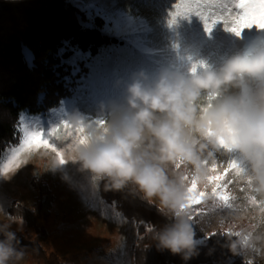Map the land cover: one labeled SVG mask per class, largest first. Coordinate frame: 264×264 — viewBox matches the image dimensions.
I'll use <instances>...</instances> for the list:
<instances>
[{
    "label": "clouds",
    "instance_id": "clouds-1",
    "mask_svg": "<svg viewBox=\"0 0 264 264\" xmlns=\"http://www.w3.org/2000/svg\"><path fill=\"white\" fill-rule=\"evenodd\" d=\"M105 107L110 112L104 124L78 111L67 116L83 141L72 139L66 163L105 181L106 191L123 192L134 185L143 200L170 218L153 232L157 250L185 262L200 254L208 236L197 237L193 205L199 201L209 212L223 206L214 192L218 153L243 165L237 177L264 202V48L222 55L215 62L202 58L187 70L138 71L126 83L123 99ZM29 159H47L53 171L63 165L40 149H33ZM22 226L23 220L6 212L0 218V264L25 261L27 252L17 236ZM218 226L223 230V219ZM226 246L234 255L253 247L259 251L264 233L229 236Z\"/></svg>",
    "mask_w": 264,
    "mask_h": 264
},
{
    "label": "trees",
    "instance_id": "trees-1",
    "mask_svg": "<svg viewBox=\"0 0 264 264\" xmlns=\"http://www.w3.org/2000/svg\"><path fill=\"white\" fill-rule=\"evenodd\" d=\"M113 1L111 8L94 6L88 13L80 11L70 0H0V157L10 144H21L23 116L36 117L56 108L61 99L72 95L70 89L75 82L88 76L90 63L97 59L105 62L102 59L105 55L124 49L133 62H146L144 68L155 75L163 65L176 59L179 43L199 29L201 18L195 15L183 19L182 28L178 21L169 26L170 13L175 11L179 0ZM125 28L129 29L126 33ZM187 45L189 54L194 56L205 43ZM25 48L33 55V67L25 59ZM77 54L83 56L82 65L87 63V67L81 69L75 60L66 61ZM145 69L140 64L133 66L135 71ZM126 77H131V73ZM70 79L72 84L67 83ZM40 95L45 98L44 106L38 102ZM104 184L105 181L99 183L101 199L137 225L135 264H252L242 259L246 249L234 255L226 246L229 236L234 240L240 237L223 230L213 232L205 244H200V254L188 262L170 251L157 250L153 232L169 223L170 218L143 200L134 185L116 192L106 191ZM40 190L47 191V198H40L34 209L19 205L9 209L11 215L22 218L35 230V235L17 233V236L36 264H68L67 258L45 247L47 231L39 224L50 216L53 198L46 186ZM193 208L196 225L199 205Z\"/></svg>",
    "mask_w": 264,
    "mask_h": 264
},
{
    "label": "rangeland",
    "instance_id": "rangeland-1",
    "mask_svg": "<svg viewBox=\"0 0 264 264\" xmlns=\"http://www.w3.org/2000/svg\"><path fill=\"white\" fill-rule=\"evenodd\" d=\"M70 1L80 11H88V13L91 7L104 6L108 9L115 4L113 0ZM131 11L135 9L131 8ZM78 18L84 24L82 18L80 16ZM183 19L185 18L178 20L179 28L185 26ZM127 30L129 29L125 28L124 32L126 33ZM194 42L205 43V46L192 56L189 54L190 47L187 44ZM262 48H264V30L254 26L238 37L235 33L226 30L222 23H218L209 35L201 20L199 29L195 30L187 40L179 43L177 51L175 50L176 59L163 66H180L187 70L193 64H198L202 58L215 62L222 55H231L245 49L255 51ZM23 52L28 65L33 67L34 58L28 61L25 49ZM132 58L121 49L115 54L105 55L102 58L105 62L97 59L90 63V73L75 82L70 89L71 96L67 95L66 98L61 99L56 108L44 111L36 117L24 115L23 126H27L29 131H42L45 135L56 128L49 139V144L68 160L73 136H81V133H77L71 124L65 127L62 122L69 114L76 111L90 120H96L97 123L101 120L105 121L104 117L109 114L110 109L108 107L102 109L101 105L107 106L112 101L123 99L125 85L131 78L126 77L127 73L130 72L132 76L138 72L133 70L135 64H140L143 69L146 68H144L146 62H133ZM73 59L81 64V69L87 67V63L82 65L80 62L83 60L82 55L77 54ZM143 71L152 75L148 69ZM67 83L72 84L73 80L70 79ZM44 101V96L40 95L38 102L44 106ZM69 132L72 136L67 140L57 139ZM19 147L20 145L10 144L4 156L0 157V218H3L5 212L10 214L9 209L13 205L34 209L40 198L42 200L47 198V191L40 190L41 186H46L53 198L52 207L50 216L42 220L39 225L47 231L48 238L44 244L49 252L67 258L68 264H135L133 246L138 238L137 225L134 220L126 219L117 213L112 205L101 199L99 196L101 180L92 179L89 173L79 170L78 164L71 162L63 164L60 170H50L49 160L29 159L31 152H22L13 161V150ZM39 149L52 153L59 161L57 151H53L51 147ZM229 159L226 155L217 154L214 176L221 178L215 179L214 184L228 185L226 191L235 198L231 201L233 207L209 212L197 204L199 205L197 237H204L205 234L208 236L201 241V244H205L213 232L222 230L218 226L221 219L224 220L223 231L240 233V238L248 233L253 235L264 233V202L256 198L257 203L253 204L249 199L252 194L244 181L235 176L231 169L225 173ZM17 162H19L18 166H16ZM17 227L13 225V230H17ZM17 233L35 235V230L28 227L23 220L22 229ZM242 259L252 264H264V247H260L259 251L255 247L247 248ZM23 264H36V262L27 255Z\"/></svg>",
    "mask_w": 264,
    "mask_h": 264
},
{
    "label": "snow or ice",
    "instance_id": "snow-or-ice-1",
    "mask_svg": "<svg viewBox=\"0 0 264 264\" xmlns=\"http://www.w3.org/2000/svg\"><path fill=\"white\" fill-rule=\"evenodd\" d=\"M233 9L237 11L233 12ZM193 15L201 18L204 22L205 29L209 33L212 32L218 23H222L226 30L235 33L237 36H241L245 30L251 29L254 26L260 30H264V0H179V3L175 4V11L170 13L171 19L169 20V26L175 25L179 18H189ZM195 70L196 65L193 66V71ZM104 123L106 122L103 120L99 121V124ZM62 124L68 127L70 123L65 120ZM22 130L24 137L20 147L13 150V161L17 159L20 153H30L33 149H39L41 147H51L53 151H57L53 145L49 144V139L52 137L53 132L57 130L56 128L49 131L47 135L42 131H29L27 126H22ZM76 131L80 133V130L77 129ZM69 134L72 136L71 132ZM78 137L80 136H73V139ZM80 139L82 142L83 138L80 137ZM57 156L61 164L66 163L63 155L58 151ZM18 164L19 162H17L16 166ZM216 168L217 164L215 165V170ZM229 169L233 171L235 176H239L244 171L243 165L235 158L229 159L225 173ZM220 178L215 177V179ZM227 187V184H217L214 192L217 199L222 201V208L231 209L233 207L231 201L235 198L226 191ZM217 189L220 190L218 191ZM249 199L253 204L257 203L254 197H250ZM196 204H199V201ZM236 235L239 236L240 233H236Z\"/></svg>",
    "mask_w": 264,
    "mask_h": 264
},
{
    "label": "bare ground",
    "instance_id": "bare-ground-1",
    "mask_svg": "<svg viewBox=\"0 0 264 264\" xmlns=\"http://www.w3.org/2000/svg\"><path fill=\"white\" fill-rule=\"evenodd\" d=\"M25 55L27 56L28 61H31L33 59L32 53L26 48H25Z\"/></svg>",
    "mask_w": 264,
    "mask_h": 264
},
{
    "label": "built area",
    "instance_id": "built-area-1",
    "mask_svg": "<svg viewBox=\"0 0 264 264\" xmlns=\"http://www.w3.org/2000/svg\"><path fill=\"white\" fill-rule=\"evenodd\" d=\"M71 59V60H70ZM66 61H68V62H72V61H74V59H73V57H71V58H69L68 60H66ZM77 62V61H76ZM80 62H85V59L83 58V60L82 61H80Z\"/></svg>",
    "mask_w": 264,
    "mask_h": 264
}]
</instances>
